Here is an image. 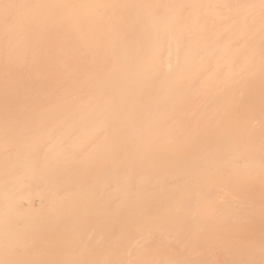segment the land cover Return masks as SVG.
<instances>
[{
    "label": "bare ground",
    "instance_id": "bare-ground-1",
    "mask_svg": "<svg viewBox=\"0 0 264 264\" xmlns=\"http://www.w3.org/2000/svg\"><path fill=\"white\" fill-rule=\"evenodd\" d=\"M0 264H264V0H0Z\"/></svg>",
    "mask_w": 264,
    "mask_h": 264
}]
</instances>
